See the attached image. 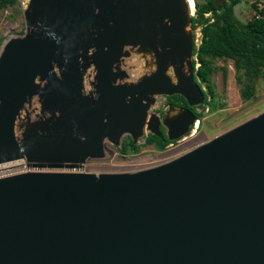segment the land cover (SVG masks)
<instances>
[{"label":"water","instance_id":"95a60500","mask_svg":"<svg viewBox=\"0 0 264 264\" xmlns=\"http://www.w3.org/2000/svg\"><path fill=\"white\" fill-rule=\"evenodd\" d=\"M25 1L0 45V165L26 166L0 177V264H264V113L151 168L78 172L124 138L188 132L189 110L151 109L203 101L193 2Z\"/></svg>","mask_w":264,"mask_h":264},{"label":"rangeland","instance_id":"374dc122","mask_svg":"<svg viewBox=\"0 0 264 264\" xmlns=\"http://www.w3.org/2000/svg\"><path fill=\"white\" fill-rule=\"evenodd\" d=\"M195 1L199 5L206 2V0H192L193 5ZM230 1L228 0L227 2ZM25 2V0H16L13 5L0 10V45L9 36L22 33L21 11ZM262 9H264V0H240L233 6L232 12L238 22L245 24L248 21H252L254 17L260 16L259 11ZM194 33L197 45L199 34L197 32ZM208 66L210 72L207 74V85L211 91V96H207L209 104L202 102L198 107L197 128L191 136H189V131L183 141L173 143L171 151L168 153H163L165 148L161 152L154 144H140L137 145L135 152L124 154L106 149L105 160L99 162L86 161L78 172L92 173L94 175L138 172L150 166L174 159L193 150L195 147L207 144L216 137L264 113L263 65L254 66V69L249 71L248 69H251V66L243 58L237 62L231 57H221L209 58ZM123 69H126L128 73L129 82L135 81L146 73L143 60L133 55L124 60ZM200 86L207 95L205 84L200 83ZM34 106L33 104L32 108ZM156 107H158V110L163 109L160 99L156 100L151 112L154 113ZM12 165L11 171H26L24 162L23 165Z\"/></svg>","mask_w":264,"mask_h":264},{"label":"trees","instance_id":"16d2710c","mask_svg":"<svg viewBox=\"0 0 264 264\" xmlns=\"http://www.w3.org/2000/svg\"><path fill=\"white\" fill-rule=\"evenodd\" d=\"M16 0H0V10L14 4ZM223 0L217 7L214 0H206L199 5L194 2V12L191 16V29L199 28L200 42L193 54L196 57L198 67L195 70L196 80L204 83L207 88V95L203 94V103L209 104L207 96H211V91L207 85V74L210 72L208 66L209 58L231 57L237 62L241 58L251 66H264V9L261 14L254 17L252 21L241 24L233 16V6L240 0ZM206 15V16H205ZM195 65V62L192 63ZM202 104V103H201ZM199 107V106H198ZM197 115V114H196ZM199 115L196 116L198 119ZM170 142L161 140L155 136L147 135L143 145H153L162 150ZM137 145H133L129 138L122 140L121 147L117 152L124 154L135 152Z\"/></svg>","mask_w":264,"mask_h":264},{"label":"flooded vegetation","instance_id":"af4514ba","mask_svg":"<svg viewBox=\"0 0 264 264\" xmlns=\"http://www.w3.org/2000/svg\"><path fill=\"white\" fill-rule=\"evenodd\" d=\"M194 81H196L197 83H198V86H199V88L202 90V87L200 86V83L194 78ZM202 92H203V90H202ZM203 94H204V92H203ZM157 99H160L161 101H162V104H163V109L162 110H158V107H156L155 108V111H154V114L155 115H157L158 117H160L161 116V114L163 113V111L166 109V107L168 106V105H172L173 107H175V108H183V109H187V110H189L192 114H193V116H194V119L196 120V114H198V111H197V109H198V107H194V108H188L187 106H186V104H185V102L183 101V99L181 98V97H179V96H170V97H165V96H162V97H158ZM156 99V100H157ZM195 120H194V122H195ZM194 122L191 124V126H190V128H189V130L193 127V125H194ZM160 132H161V138H159L160 140H161V142H163L165 139V135L163 134L164 132H162V129L160 128ZM125 139V138H124ZM145 143V142H144ZM143 143V144H144ZM142 144V145H143ZM169 144V143H168ZM168 144H166V145H168ZM165 145V146H166ZM106 149H111V150H113L110 146H108V145H106ZM157 165H159V164H157ZM157 165H155V166H157ZM151 167H154V166H150L149 168H151Z\"/></svg>","mask_w":264,"mask_h":264},{"label":"built area","instance_id":"2783aa9c","mask_svg":"<svg viewBox=\"0 0 264 264\" xmlns=\"http://www.w3.org/2000/svg\"><path fill=\"white\" fill-rule=\"evenodd\" d=\"M196 130V123L194 124L193 126V129L191 130V132L189 133V136H191ZM186 136L182 137L181 139L175 141V142H179V141H183L185 139ZM172 145L173 143H170L168 144L166 147H165V151H163V153H168L171 151V148H172ZM16 162H19V161H16ZM15 162H12V163H8V164H1L0 165V177H3V176H7V175H11V174H15V173H19V172H16L15 170L14 171H11V167H9V165L13 164Z\"/></svg>","mask_w":264,"mask_h":264},{"label":"clouds","instance_id":"9594fccd","mask_svg":"<svg viewBox=\"0 0 264 264\" xmlns=\"http://www.w3.org/2000/svg\"><path fill=\"white\" fill-rule=\"evenodd\" d=\"M196 29H197V31H195ZM195 30H194L193 32H197V33L199 34V28H195ZM194 35H195V33H194ZM195 41H196V36H195ZM199 42H200V34H199ZM199 42H198V44L196 45V48H197V46L199 45ZM196 48H195V49H196ZM195 49H194V50H195ZM193 62H195V65H194V66L192 65L193 70H194V74H195V70H196V68L198 67V63H197V61H196V57H195V55H194V58H193L192 63H193ZM194 78L196 79V76H195ZM195 82H196V81H195ZM196 83H197V82H196ZM197 84H198V83H197ZM197 120H198V119L195 120L194 124L197 123ZM193 126H194V125H193ZM196 128H197V124H196ZM192 129H193V127H192ZM192 129L188 130V132H187L184 136H186V135L189 133V131L191 132ZM184 136H182V137H184ZM182 137H181V138H182ZM181 138H179V139H181ZM145 139H146V138H145ZM179 139H177V140H179ZM177 140H175V141H177ZM175 141H171L170 143H174ZM144 142H145V141H144ZM168 142H169V141H168ZM170 143H169V144H170ZM141 145H142V144H141ZM166 146H167V145H166ZM166 146H165V147H166ZM165 147H164V148H165ZM195 148H196V147H195ZM163 151H164V149H163ZM161 152H162V150H161ZM176 158H177V157H176ZM174 159H175V158H174ZM171 160H172V159H171ZM168 161H170V160H168ZM168 161H166V162H168ZM163 163H164V162H163Z\"/></svg>","mask_w":264,"mask_h":264},{"label":"bare ground","instance_id":"6f19581e","mask_svg":"<svg viewBox=\"0 0 264 264\" xmlns=\"http://www.w3.org/2000/svg\"><path fill=\"white\" fill-rule=\"evenodd\" d=\"M189 3H190V5L192 4V0H189ZM197 124V123H196ZM13 164H16V165H20V164H22L23 165V162L22 161H19V162H15V163H13ZM25 165V164H24ZM11 166H13L12 164L11 165H9V167H11Z\"/></svg>","mask_w":264,"mask_h":264}]
</instances>
